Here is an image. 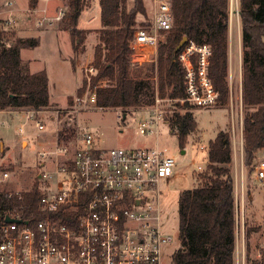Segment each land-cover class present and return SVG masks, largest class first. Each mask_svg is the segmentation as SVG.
Instances as JSON below:
<instances>
[{
    "label": "trees",
    "instance_id": "obj_1",
    "mask_svg": "<svg viewBox=\"0 0 264 264\" xmlns=\"http://www.w3.org/2000/svg\"><path fill=\"white\" fill-rule=\"evenodd\" d=\"M168 1L172 28L156 50L157 91L161 98H184L183 70L176 57L179 43L186 38L210 47L209 79L218 93V102L221 105L227 103L230 90L227 81L229 21L231 15L238 13L243 48V165L250 168L255 154L264 150V0H236V7L232 0ZM67 4L69 11L62 20L67 23L65 31L72 51L76 53L87 35L85 30L77 27L84 3L82 0H68ZM98 5L102 28L91 63L96 75L90 79L89 86L96 95V107L121 109L125 119L127 109L152 105L156 91L152 82L153 66L150 65L145 72L134 69L128 47L136 16L146 17V10L141 0H133V8L129 12L124 8V0H98ZM36 6L37 0L28 1L29 10L33 11ZM149 24L150 21L144 26ZM3 34L1 29L0 111L37 112L48 109L46 72L30 73L20 58L22 49L35 48L38 41L17 38L8 44L3 41ZM187 106L185 103L181 108ZM166 119L170 134L177 137L178 147L185 148L187 137L197 126L193 116L189 112L173 113ZM207 161L210 174L202 176L198 186L179 194V247L171 256V264H234V179L226 166L231 162V144L226 133L219 132L209 142ZM39 197L37 184H34L31 190L22 193L21 199H6L2 195V209L24 205L25 214L35 213ZM79 205H84L83 199ZM63 222L69 223L67 218ZM249 264H264V259Z\"/></svg>",
    "mask_w": 264,
    "mask_h": 264
},
{
    "label": "built area",
    "instance_id": "obj_2",
    "mask_svg": "<svg viewBox=\"0 0 264 264\" xmlns=\"http://www.w3.org/2000/svg\"><path fill=\"white\" fill-rule=\"evenodd\" d=\"M12 4L4 0L8 11ZM153 4L150 24L134 29L128 44L133 65L154 63L159 38L172 28L169 1L153 0ZM63 16V11L55 17L42 11L36 26H52ZM211 55L208 45L189 40L177 53L183 70L184 98L180 101L190 107L209 109L218 103L208 75ZM86 71L96 75L93 67ZM91 78L86 75L87 81ZM160 102L155 95L152 105L142 110L148 115L137 123L139 135H157L160 125L168 123ZM74 103L96 107V95L76 97ZM27 120L38 132L45 130L38 111H28ZM18 132L24 134L23 127ZM2 151L0 141V155ZM38 157L43 171L35 176L40 192L35 213L25 214L24 205L2 209V195L21 199L28 191H6L5 185L16 173L0 166V264H164L163 251L174 237L163 230L160 185L173 179L176 167L165 150L106 149L91 133L80 132L70 151L55 143L54 151L42 149ZM257 168V177L263 180L264 161ZM80 199L84 205H79ZM7 217L12 220L6 221Z\"/></svg>",
    "mask_w": 264,
    "mask_h": 264
},
{
    "label": "rangeland",
    "instance_id": "obj_3",
    "mask_svg": "<svg viewBox=\"0 0 264 264\" xmlns=\"http://www.w3.org/2000/svg\"><path fill=\"white\" fill-rule=\"evenodd\" d=\"M12 1V7L9 12L4 7V0H0V30L4 32L3 41L12 44L15 39H26L27 37H36L40 29L36 26L37 20L42 16L41 10L46 8L48 16H56L60 11L67 14L69 11L68 0H48L47 7L42 4V0H37V6L31 11L28 9V1L25 4L19 0ZM84 9L78 20V28L87 32L83 46L78 52H71L67 57L68 63L61 66L56 65L54 53L48 57L49 77V96L53 102H63L66 95H73L66 99L63 107L54 105L53 109L38 118L45 125L43 132H38L33 125L27 121L26 114L20 113L18 118L2 111V121L0 119V139L4 142V148L0 155V166L2 170L14 171L16 174L11 177V183L4 187L6 191L25 192L31 190L34 184H37L35 176L43 169L38 167L40 162L38 152L44 150H55V143L67 148L69 151L76 145L77 137L80 132H89L97 140L99 146L106 149H138V148H158L165 150L166 154L173 157L176 167L175 176L169 183L160 185L161 196L159 198V209L163 222V230L174 237L172 244L165 247L163 251V263L169 264L171 255L179 247L178 240V197L179 194L187 189L198 186L202 176L210 174L208 169L207 151L208 144L219 132L226 133L231 144V162L226 165L229 167L234 179V205H235V252L234 264H249L252 261L264 259V179L259 180L258 165L264 161V150H259L255 154L250 168H246L244 163L243 133L242 124L244 118V109L242 105V96L240 94L238 80L233 75L232 84L228 94V100L225 105L219 102L209 109H198L196 107H184L185 103L179 100L170 99L167 96L161 98L157 91V55L155 62H147L142 65H132L134 69L143 71L153 66V79L155 95L161 99L159 103L160 110L163 111L165 121L173 113L183 114L189 112L196 122V129L186 140L185 148L178 147L177 137L170 134L168 123L160 125L159 133L153 136H141L137 132L138 121L148 114L142 110L141 106L130 108L128 115L123 119L121 109H105L100 111L95 106L88 104L76 105L74 98H87L92 90L90 81L86 79L91 76L86 69L92 67L94 47L99 40V31L102 26L99 19L98 0H82ZM146 10V17L137 15L134 29L142 27L148 21H151L153 15V0H141ZM236 0H232L235 5ZM124 8L129 12L133 8V0H124ZM17 9V11H12ZM40 10V11H39ZM232 24V26H231ZM67 23L64 20L56 22L51 28L61 34L65 31ZM232 29H231V28ZM48 31L41 36L43 44L39 53L46 55L50 51L47 45L51 44V34ZM166 33L159 38L164 41ZM159 42V43H160ZM229 43L234 48L238 45L237 39V21H229ZM62 46H65L62 44ZM50 48V47H49ZM60 52L63 53L62 47ZM79 55V56H78ZM66 59V57H63ZM73 61V64L70 63ZM78 62L77 64L75 62ZM69 64V65H68ZM74 69V72L72 70ZM229 71L227 76L230 85ZM104 85V82H101ZM79 85L76 93L75 90ZM78 93V94H77ZM179 105V107H177ZM59 111V113H56ZM7 112V111H6ZM53 120V127H56L59 134L48 136L46 127L47 120ZM120 116V118L118 117ZM28 123H27V122ZM28 124V125H27ZM23 127L24 134L19 135L18 128ZM26 127V129H25ZM62 131V132H61ZM61 132V133H60ZM28 136V137H27ZM57 136V137H56ZM50 137V138H49ZM57 139V140H56ZM26 141V143H25ZM47 164L48 161L46 160ZM49 165V164H48ZM50 170L48 166L45 168ZM238 220V224H237ZM238 226V227H237ZM246 249V250H245Z\"/></svg>",
    "mask_w": 264,
    "mask_h": 264
},
{
    "label": "crops",
    "instance_id": "obj_4",
    "mask_svg": "<svg viewBox=\"0 0 264 264\" xmlns=\"http://www.w3.org/2000/svg\"><path fill=\"white\" fill-rule=\"evenodd\" d=\"M25 1L26 0H19V2L22 3V5L23 4L26 5ZM14 4H15V1H14ZM42 4L47 7L48 0H42ZM12 11H17V9L12 10ZM33 11H36V10H33ZM42 11H45L46 14L48 13L46 8L42 9L41 12ZM7 12H9V11H7ZM48 17H55V16H48ZM233 17H235L236 18V21H237V39H238V45H237L236 48H234L231 43H228V71H229V75H230V77H229V79H230L229 88L231 87L232 78H233V75L235 74V76H236V78L238 80V86H239V90H240V94H241V88H242V55H243V48H242L241 37H240V26H239L238 14H235L234 16L231 15L230 16V20H233ZM55 25H56V22H54L52 26H49L47 28L54 27ZM231 26H232V24H231ZM39 29H40V31L37 32L36 37H34V38L33 37H27L26 38V39H36L38 41V46H36L33 49H22L20 51V58H21V62L24 63V64H26L28 66V70H29L30 73H37V72H40L42 70H44L46 72V75L48 77V89H49L50 72L48 70V66H50V63L48 62L49 60H48V57L47 56H49L51 53H54L55 54V57L58 58L56 60L57 61L56 62V65L61 66L62 64H66V62L68 63V61L71 60V59L68 60L67 57L72 52V47H71L70 39L68 38V40H67V36H66V33L65 32L62 31V33L60 34L59 31L57 32L54 29H48V30H41V28H39ZM44 29H46V27ZM80 30H83V29H80ZM48 31L50 32L49 34H51V38H52L51 39V44L50 45L49 44L47 45V48L49 49L50 53L49 54H46V55H43V54L39 53V49L41 48V46L43 44V40H42L41 36L45 35ZM62 44L66 45V47L65 46H62ZM61 47H62L63 53L60 52ZM63 57H66V59H64ZM63 61H66V62H63ZM75 63L77 64L78 62L76 61ZM72 70L74 72V69L73 68H72ZM78 87H79V85L77 86V88L75 90V93H76ZM74 95L75 94H73V95H66L64 97V101L63 102H60V103L51 101L50 96H49V108L46 109V110L53 109L54 105L55 106L58 105L59 107H63L66 104V99L68 97H73ZM26 112H28V111H22L20 113H22V115H23V114H26ZM49 112L50 111H43V110L42 111H38V115L43 118V115L44 114H47ZM5 113L10 114V115H15L16 114V117L17 118H18L19 115H21L19 112H16V111H7V112L5 111ZM0 114H4V113L2 111H0ZM49 117L50 116H48V120H47L48 121L47 122L48 123L47 124L48 126L46 127V131L49 130L48 131V136H52V135H57L58 136V134H57L58 133V131H57L58 128L56 129V127H53L54 126L53 125L54 124L53 123V120L52 119H49ZM0 119H1V122L3 123V121H2V115H0ZM29 123H30V125H33V123H31L30 121H29ZM25 129H26V127H25ZM19 135H23V134H19ZM1 139H0V141H1V143L3 145V148H4V142ZM25 143H26V141H25ZM54 143H57V141L56 142L54 141L53 144Z\"/></svg>",
    "mask_w": 264,
    "mask_h": 264
},
{
    "label": "water",
    "instance_id": "obj_5",
    "mask_svg": "<svg viewBox=\"0 0 264 264\" xmlns=\"http://www.w3.org/2000/svg\"><path fill=\"white\" fill-rule=\"evenodd\" d=\"M237 14H238V13H237ZM185 41H186V38H183V39L181 40V42H180L179 45H178V49L182 47V45L184 44ZM123 118H124V116H123ZM11 220H12V219H9L8 217L6 218V221H11Z\"/></svg>",
    "mask_w": 264,
    "mask_h": 264
}]
</instances>
